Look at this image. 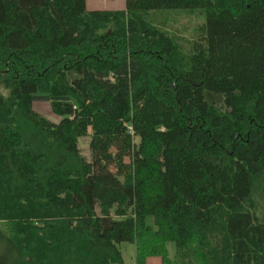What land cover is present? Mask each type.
Returning <instances> with one entry per match:
<instances>
[{
    "label": "trees",
    "instance_id": "obj_1",
    "mask_svg": "<svg viewBox=\"0 0 264 264\" xmlns=\"http://www.w3.org/2000/svg\"><path fill=\"white\" fill-rule=\"evenodd\" d=\"M0 86V264H264V0H0Z\"/></svg>",
    "mask_w": 264,
    "mask_h": 264
},
{
    "label": "rangeland",
    "instance_id": "obj_2",
    "mask_svg": "<svg viewBox=\"0 0 264 264\" xmlns=\"http://www.w3.org/2000/svg\"><path fill=\"white\" fill-rule=\"evenodd\" d=\"M124 0H86V10L87 11H104V10H117ZM162 19H166L167 27L165 30H168L170 34H174L176 38H178V43L182 44L185 48V51L189 48L190 42L196 37L195 29L203 24V19L198 15L187 16V15H176L173 12H166L162 14ZM0 93L6 95L4 89L0 86ZM34 110L37 111L40 115L48 118L50 120H54L52 118L48 101L37 100L34 105ZM88 138H83L79 140V150L81 155L90 162V151L88 149ZM148 224L152 225V220L149 219L147 221ZM0 231L4 233L1 228ZM0 233L1 235H3ZM119 249L123 258V264H135L134 255L135 250L134 246L131 244L122 243L119 245ZM169 256L171 257L174 253V248L172 244L167 245ZM11 255V254H10ZM11 257V256H10ZM9 252L7 250L6 245L0 240V261L8 260Z\"/></svg>",
    "mask_w": 264,
    "mask_h": 264
},
{
    "label": "crops",
    "instance_id": "obj_3",
    "mask_svg": "<svg viewBox=\"0 0 264 264\" xmlns=\"http://www.w3.org/2000/svg\"><path fill=\"white\" fill-rule=\"evenodd\" d=\"M124 4H125V0H124L122 5L117 10H123L124 9ZM145 264H161V259L158 258V257H150V258L146 259Z\"/></svg>",
    "mask_w": 264,
    "mask_h": 264
}]
</instances>
